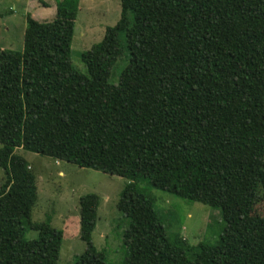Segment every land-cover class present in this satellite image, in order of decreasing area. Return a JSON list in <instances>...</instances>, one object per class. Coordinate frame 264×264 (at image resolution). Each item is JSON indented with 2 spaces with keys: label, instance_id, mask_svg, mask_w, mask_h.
I'll use <instances>...</instances> for the list:
<instances>
[{
  "label": "trees",
  "instance_id": "16d2710c",
  "mask_svg": "<svg viewBox=\"0 0 264 264\" xmlns=\"http://www.w3.org/2000/svg\"><path fill=\"white\" fill-rule=\"evenodd\" d=\"M54 1L51 20L25 14L20 50L0 49V264H56L62 238L30 221L35 176L16 148L126 180L121 264H264V0H119L85 73L69 63L77 0ZM138 181L216 209L218 239L169 236ZM77 205L73 264H109L90 239L96 194Z\"/></svg>",
  "mask_w": 264,
  "mask_h": 264
},
{
  "label": "rangeland",
  "instance_id": "374dc122",
  "mask_svg": "<svg viewBox=\"0 0 264 264\" xmlns=\"http://www.w3.org/2000/svg\"><path fill=\"white\" fill-rule=\"evenodd\" d=\"M44 1L49 5H42V0H0V47L21 49V28L26 13H31L38 21H48L54 17L52 3L55 1ZM118 15L119 0H77L69 49L72 68L85 73L80 53L99 41L104 27L114 24ZM125 63V54L115 60L108 76L109 82H116ZM14 151L26 160L35 176L37 197L30 211V221L38 222L47 218L52 227L62 231L56 264H73L74 256L85 248L84 242L78 237L77 198L87 192L97 196L91 242L96 249L104 251L107 263L121 264L125 256L122 232L128 220L116 209V202L126 180L20 148ZM2 176L0 169V182ZM137 184L149 193L153 207L169 236L174 237L178 233L190 246L198 241L212 243L218 239L223 221L216 209L156 189L145 181H138ZM24 237L35 238L36 231L25 228Z\"/></svg>",
  "mask_w": 264,
  "mask_h": 264
},
{
  "label": "crops",
  "instance_id": "0c3cea01",
  "mask_svg": "<svg viewBox=\"0 0 264 264\" xmlns=\"http://www.w3.org/2000/svg\"><path fill=\"white\" fill-rule=\"evenodd\" d=\"M36 1H38V0H36ZM42 2H44L46 5H49V3L47 2V1H44V0H42ZM53 5H52V10L54 11V9H55V2L54 3H52ZM32 10H34V7H32ZM32 18H34L33 16H32V14L31 13H28ZM23 30H24V25L22 26V28H21V38H22V35H23ZM21 47H22V44H21ZM0 49H4V47H0ZM10 49V48H9Z\"/></svg>",
  "mask_w": 264,
  "mask_h": 264
}]
</instances>
